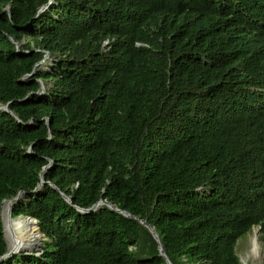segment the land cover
<instances>
[{"label":"trees","instance_id":"16d2710c","mask_svg":"<svg viewBox=\"0 0 264 264\" xmlns=\"http://www.w3.org/2000/svg\"><path fill=\"white\" fill-rule=\"evenodd\" d=\"M99 200L173 264L264 243V0H0V264H167Z\"/></svg>","mask_w":264,"mask_h":264},{"label":"bare ground","instance_id":"6f19581e","mask_svg":"<svg viewBox=\"0 0 264 264\" xmlns=\"http://www.w3.org/2000/svg\"><path fill=\"white\" fill-rule=\"evenodd\" d=\"M11 204L7 200L3 206L4 222L9 234L7 241L9 243L10 252H32L38 250L42 246L41 234L38 223L29 218H11L9 216V208ZM44 243V241H43ZM35 244V245H34ZM251 255L259 252V230L254 229L253 236L251 238ZM261 252V251H260ZM261 256V255H260ZM243 264H247L244 259Z\"/></svg>","mask_w":264,"mask_h":264},{"label":"water","instance_id":"95a60500","mask_svg":"<svg viewBox=\"0 0 264 264\" xmlns=\"http://www.w3.org/2000/svg\"><path fill=\"white\" fill-rule=\"evenodd\" d=\"M50 2H52V1H50ZM4 109L6 110V111H9V108H8V104L4 107ZM47 167V166H46ZM45 167V168H46ZM45 180H44V178H42L41 179V182H40V184L38 185V187L39 186H41V185H43V184H45ZM24 192L23 191H21V192H19L14 198H11V199H9L8 201L10 202V204H11V206H10V208H9V216L11 217V218H13L12 217V205L16 202V201H18L19 199H20V197L22 196V194H23ZM61 194H62V196L65 198V200H67L69 203H71L72 204V200H71V198L69 197V196H67L65 193H63V192H61ZM101 204H107V205H109L112 209H114V210H116V211H118V212H120L121 214H123V215H125V216H128V217H133V218H135V219H137L141 224H143L149 231H150V233L153 235V237H154V239L156 240V242H157V244H158V250H159V252H160V254L165 258V260H166V263L167 264H173L171 261H170V259L168 258V256L166 255V253H165V250H164V247H163V245H162V242H161V239H160V237H159V234H158V232L156 231V229H155V227L154 226H152L147 220H144V219H142V218H139V217H136V216H133L130 212H127V211H125V210H121V209H119V208H117L113 203H111V202H109V201H107V200H99L96 204H94L91 208H89V209H84V208H80V207H77L80 211H83V212H89V211H91V210H94V209H96V208H98ZM4 206V205H3ZM2 216H3V209H2ZM20 217V216H19ZM14 218H17V217H14ZM26 218H29V219H31V220H34L36 223H38V220H36V219H34V218H30V217H26ZM2 220H3V223H4V229H5V222H4V219H3V217H2ZM5 238H6V240H7V237L5 236ZM8 242V241H7ZM39 249V248H38ZM16 252H10V251H8L4 256H2V257H4V258H6V257H11L13 254H15ZM24 253H28V252H24ZM31 253V252H30Z\"/></svg>","mask_w":264,"mask_h":264},{"label":"rangeland","instance_id":"374dc122","mask_svg":"<svg viewBox=\"0 0 264 264\" xmlns=\"http://www.w3.org/2000/svg\"><path fill=\"white\" fill-rule=\"evenodd\" d=\"M51 63H53V61H51L49 63H43V67L45 69L49 70V64H51ZM2 217L4 219V216H2ZM20 217L24 218L25 216H20ZM17 218H19V217H17ZM254 229H258L259 230V246H260V250H259V252L256 251V253L251 255V249H252V247H251V238L253 236ZM4 233H5V236L9 238V234H8L6 225H5ZM40 234H41L42 246L38 250H35V251H32V252L41 251L43 246L45 245V242L48 241V238L45 237L41 233V231H40ZM43 241H44V243H43ZM8 251H9V243H8ZM237 252H238V254L240 256L242 264H243L244 259H246L247 264H264V243L260 239V227L259 226H255L249 234H247L246 236L242 237L239 240L238 245H237Z\"/></svg>","mask_w":264,"mask_h":264}]
</instances>
